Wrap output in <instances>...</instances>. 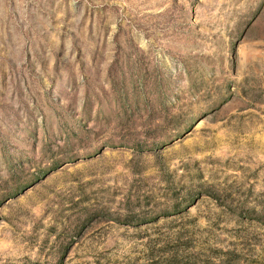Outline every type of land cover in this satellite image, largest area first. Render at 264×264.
Returning a JSON list of instances; mask_svg holds the SVG:
<instances>
[{
    "label": "rangeland",
    "instance_id": "obj_1",
    "mask_svg": "<svg viewBox=\"0 0 264 264\" xmlns=\"http://www.w3.org/2000/svg\"><path fill=\"white\" fill-rule=\"evenodd\" d=\"M8 151L0 264H264V0H0Z\"/></svg>",
    "mask_w": 264,
    "mask_h": 264
},
{
    "label": "trees",
    "instance_id": "obj_2",
    "mask_svg": "<svg viewBox=\"0 0 264 264\" xmlns=\"http://www.w3.org/2000/svg\"><path fill=\"white\" fill-rule=\"evenodd\" d=\"M162 67H164V66H161V70L163 69ZM166 72L169 74L171 73L168 70ZM169 83L172 84V81H170ZM118 99H120V97L116 98V100H118ZM21 124H23V123H21ZM31 124H32L31 125L32 128L35 127L34 122ZM80 125H81V123H79V122L76 124L70 125V126H72V128L69 127L68 132H66L67 142L64 143V146L68 145V146L73 148L74 144L78 140H80V137L83 134L84 130H82L81 135L77 136L75 133V130L77 128H79ZM188 126L189 125L184 126L183 130H186V128H188ZM58 130H61V125H59ZM183 130H181V131H183ZM170 138H172V136H164V137L157 139V141H149L148 143H144V145H141L139 143H135L134 141L128 142V143L122 142L120 144L130 146L135 150L143 151L144 150L143 148H148V149L158 148L159 146L168 142ZM7 146H9V145L7 144ZM7 149L10 150V147H8ZM99 151H100V147H95L94 149H91L90 151L86 152L83 156H92V154H97ZM43 152L44 151L42 149V153ZM7 155H8L7 162L10 166L9 180H12L13 183L9 189V192L6 195H0V203L2 202V198H4V196H9V195L14 196L17 193H19L20 191H22L25 188H27L28 186H30L31 184L38 183L37 181H38V179H40V176L41 177L45 176L49 170V169H43L41 172H39L38 176L34 175L30 171L32 168V166L29 165L30 162H32L31 157H29V158L17 157V159H16V153H10V151H8ZM75 157L72 156L69 158V160H72ZM55 166H56V163H54L52 165V168H54ZM181 206H182V203H179V204L173 205L171 207H166L160 213H156V215L154 214V216H153V213L148 214V216H149L148 221H152V218H153V220H155L161 216L167 217L170 215H174L175 213L180 211ZM140 220L141 219H137V221L141 222ZM124 222H129V221L126 220ZM240 260L241 259H206L202 263H197L196 260L190 261L189 259H178V257L173 256L171 259H167V262L165 264H244Z\"/></svg>",
    "mask_w": 264,
    "mask_h": 264
}]
</instances>
